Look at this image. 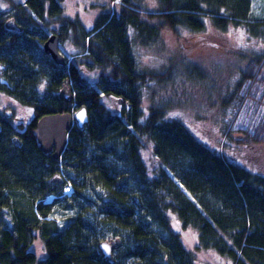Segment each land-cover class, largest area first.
<instances>
[{"label": "trees", "instance_id": "obj_1", "mask_svg": "<svg viewBox=\"0 0 264 264\" xmlns=\"http://www.w3.org/2000/svg\"><path fill=\"white\" fill-rule=\"evenodd\" d=\"M31 1L24 7L42 18V0ZM122 1L91 33L65 22L87 54L83 68L43 53L31 12L24 15L30 35L0 19V91L32 112L14 118L13 128L0 108V264H108L101 242L120 243L116 264H195L197 251L264 264V175L209 149L184 123L218 104L239 113L248 87L264 80V50L252 46L264 45V0H154L153 10L143 0ZM234 27L252 48L216 40ZM170 37L189 38L190 48L166 55ZM148 50L166 65L142 70L136 55ZM66 80L76 95L71 103L57 94ZM82 107L89 122L69 131L62 156L41 151L38 121ZM255 132L264 136L263 121ZM150 142L158 164L143 158ZM70 184L73 194L63 197ZM188 229L198 234L194 251L183 244ZM37 241L44 258L34 252Z\"/></svg>", "mask_w": 264, "mask_h": 264}, {"label": "rangeland", "instance_id": "obj_2", "mask_svg": "<svg viewBox=\"0 0 264 264\" xmlns=\"http://www.w3.org/2000/svg\"><path fill=\"white\" fill-rule=\"evenodd\" d=\"M113 1L114 0H42L39 2L41 8L45 10V14L41 16L42 19L37 18V14L34 11L32 12L24 7V3L32 2L31 0H0V19L4 24H7L12 19L15 20L16 24L18 23L19 26L25 29L26 33L30 35L31 33L27 28L24 15L25 11L31 12L34 18L37 19L36 28L40 29V35L43 39L45 38V42L55 35H60L58 43L59 53L63 58L68 60L69 65L72 62L78 68H83L82 65L87 62L85 58L87 54H83L80 47L77 46V37L75 33L67 29L65 22H69L70 24H81L80 30L91 33L94 23L100 16L110 11L111 14L117 12V9L114 8L115 4ZM143 1L147 7H150V10L155 9L156 3L154 0ZM121 2L123 1L121 0ZM52 13H57L58 16H52ZM13 32L23 34V31ZM94 35H96V33ZM208 36L209 38H213L216 34L210 33ZM189 40L188 38V41ZM216 40L222 45L235 46L238 50L243 49L247 51L249 48H252L249 44V42H251L250 36L240 28L235 29L234 27L230 30L228 35L221 36ZM188 41L184 42L170 37V40L165 42L166 45L168 44L166 55L176 56V54H181L184 50L186 53L191 45ZM263 42L264 40L262 43ZM252 46L264 50V45L256 44L255 46V44H252ZM42 47L43 45L41 46V50L44 53L45 47ZM173 47L175 49H173ZM211 50L217 52L219 48L213 47L212 49H208L209 52H212ZM196 55H200V52L196 53ZM136 58L141 61L140 65L142 70H160L166 65L165 56L159 54L158 51L148 50L143 53L139 51ZM171 60L170 58L167 65L170 64ZM52 61L54 62V60ZM255 70H257V68H255ZM83 73L85 78L90 80L93 85H96L98 82L96 76L88 72ZM71 88L74 96H76L73 85ZM247 92L248 96L243 102L242 110L239 113H237V110L234 113L225 112L226 110H223V107L218 104L216 107L204 108L203 110L199 109V112L195 111V113H189L184 117V123L196 140L208 146L209 149L227 157V159L233 163L244 166H246L247 163L253 167L252 170L255 174L263 176L264 136L259 132H255V128L256 126L258 127L262 121L264 122V80L257 84L253 83L251 87H248ZM59 93L60 90L57 94L59 95ZM107 104L113 112L118 110L114 100L110 101L109 99ZM0 108L13 116L10 118L13 128L17 126V123L13 121L14 118H20V116L29 117V115H31V110L28 107H22L1 91ZM257 135L260 139L257 138ZM244 137V141H239V139ZM15 138H18V136H15ZM242 142L243 144H241ZM154 148L155 145L150 142L143 151V158L148 165L158 164L159 159L154 154ZM73 191L72 185H67L63 197L71 196ZM182 239L184 246L189 251H194L198 245V234L193 230H185ZM34 250L40 258L45 257L43 246L38 241L35 243ZM195 264H233V262L211 251H197Z\"/></svg>", "mask_w": 264, "mask_h": 264}, {"label": "water", "instance_id": "obj_3", "mask_svg": "<svg viewBox=\"0 0 264 264\" xmlns=\"http://www.w3.org/2000/svg\"><path fill=\"white\" fill-rule=\"evenodd\" d=\"M7 29L11 31L21 32L22 29L17 26L15 20H10L5 24ZM59 38L55 35L44 43V53L52 58L58 65H64L65 58L59 53L58 50ZM69 80L64 82V85L59 93V97L68 103L74 100V94L71 88ZM89 122V115L86 107H82L76 113L71 114H57L49 115L41 118L37 125V137L41 151L45 154L53 153L55 159H59L66 149L69 137V131L76 124L79 128ZM117 245H111L108 242H101L98 246V250L102 258L108 264H116L113 260V254Z\"/></svg>", "mask_w": 264, "mask_h": 264}, {"label": "bare ground", "instance_id": "obj_4", "mask_svg": "<svg viewBox=\"0 0 264 264\" xmlns=\"http://www.w3.org/2000/svg\"><path fill=\"white\" fill-rule=\"evenodd\" d=\"M74 99H75V96H74ZM32 113V112H31Z\"/></svg>", "mask_w": 264, "mask_h": 264}, {"label": "flooded vegetation", "instance_id": "obj_5", "mask_svg": "<svg viewBox=\"0 0 264 264\" xmlns=\"http://www.w3.org/2000/svg\"><path fill=\"white\" fill-rule=\"evenodd\" d=\"M23 30V29H22Z\"/></svg>", "mask_w": 264, "mask_h": 264}]
</instances>
